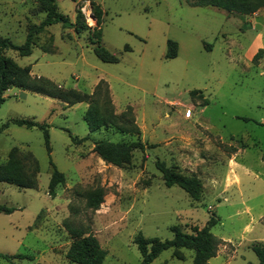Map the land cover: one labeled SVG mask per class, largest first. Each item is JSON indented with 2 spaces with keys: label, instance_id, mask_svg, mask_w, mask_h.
Masks as SVG:
<instances>
[{
  "label": "rangeland",
  "instance_id": "1",
  "mask_svg": "<svg viewBox=\"0 0 264 264\" xmlns=\"http://www.w3.org/2000/svg\"><path fill=\"white\" fill-rule=\"evenodd\" d=\"M86 1L56 0L72 26L45 27L29 55L12 49L4 54L66 89L91 94L104 79L113 111L129 108L140 133L124 134L111 125L90 132L85 118L107 114L104 98L68 105L9 88L0 104V124L10 118L45 122L51 151L37 127L10 123L0 133V165L13 147L24 176L32 170L24 155L37 162L32 188L0 182V205L14 208L0 212V253L25 255L0 257V264H77L65 257L72 240L64 221L95 235L106 250L102 264H140L133 242L139 233L169 239L173 225L194 233L212 215L218 219L210 231L228 242L219 247L225 256L207 264H256L249 243L264 241V221L258 217L264 212V7L246 15L184 0H88L91 11L100 10L97 26L90 27L81 11ZM44 16L35 0H0V36L20 45L27 26ZM168 40L176 43L172 57H167L173 50ZM93 41L118 61L100 60ZM195 90L201 96L192 95ZM72 136L87 139L74 143ZM96 139H139L145 147L117 167L93 152ZM234 159L249 173L237 170L239 182L224 187ZM50 160L64 175L53 195L48 194ZM156 160L196 175L199 198L165 186ZM98 187L105 194L93 210L87 196ZM172 252L161 251L149 264H193L191 249H180L184 259Z\"/></svg>",
  "mask_w": 264,
  "mask_h": 264
},
{
  "label": "trees",
  "instance_id": "2",
  "mask_svg": "<svg viewBox=\"0 0 264 264\" xmlns=\"http://www.w3.org/2000/svg\"><path fill=\"white\" fill-rule=\"evenodd\" d=\"M39 12L45 13L44 18L39 23H31L26 28L25 41L20 44H14L8 37L0 36V104L5 99V92L11 88L16 87L22 90L35 92L51 98L61 100L68 105H73L80 102L94 101L92 98H104L107 106L105 112L101 116L93 117L87 115L85 120L90 132L99 129L102 126L111 125L119 132L124 134L140 133V129L135 123L133 113L126 108L121 113L113 111L112 101L109 95V89L104 79H100L91 94L85 92L75 91L73 89H66L58 85L53 80L37 76L31 73L30 66L18 65L10 56L4 54L5 50L12 49L18 55H29L32 46L35 43V37L41 33L45 27L50 24L60 22L63 27L72 26L69 19L58 10L56 0H35ZM190 6H213L221 8L227 12H236L240 14H252L259 8L264 7V0H184ZM92 8V7H91ZM93 9V8H92ZM95 10V9H94ZM96 13H100L97 8ZM95 18L96 13L92 11ZM96 36V37H95ZM100 33L97 32L92 37L99 38ZM93 52L102 61L117 62L118 57L107 49H105L99 41H93ZM168 46L172 47V52H168L167 57H172L176 54V43L172 40L167 41ZM198 94L199 91H193L192 95ZM16 124L26 128L37 127L42 130L44 144L48 154L51 151L49 144L48 125L45 122H38L33 119L27 118H10L0 124V133L5 130L9 124ZM74 143H80L87 139V137L76 138L71 137ZM144 143L139 139L126 143L120 141H111L107 139L93 140L92 150L106 163H110L117 167L128 165L131 162L132 152L134 149L143 150ZM24 158L29 162L32 170L28 171V175L24 176L20 172L18 150L13 147L7 154V159L3 165H0V182L11 184L20 188H32L34 185V173L37 172V162L30 157L24 155ZM52 167L51 177L48 183V194L53 195L54 189L58 183L64 182V175L58 171L53 162L50 160ZM155 167L160 171L164 185L170 187L176 185L183 189L191 198L197 199L200 195L201 183L196 175H186L173 170L168 167L164 161L156 160ZM28 170V169H27ZM104 190L101 187L96 188L87 196V207L93 210L99 208L103 201ZM13 207L0 205V212L11 213ZM217 216L212 215L207 224L196 229L194 233L184 232L179 226L173 225L170 227L172 237L169 239L160 240L157 237H144L141 233L134 237L133 242L141 255L140 264H149L155 259L163 250L172 248L173 256L178 259H184V255L180 252L181 248L191 249L193 251L192 262L193 264H206V262L214 257L217 253L220 244L224 243L220 238L215 236L210 227L217 221ZM264 221V217H263ZM71 243L65 253V257L71 262L77 264H102L106 255V250L103 249L98 239L92 233H85L82 230L70 227L64 221ZM256 254L258 262L256 264H264V242L255 241L249 246ZM0 257L5 259L11 258H24L25 255H7L0 253Z\"/></svg>",
  "mask_w": 264,
  "mask_h": 264
},
{
  "label": "crops",
  "instance_id": "3",
  "mask_svg": "<svg viewBox=\"0 0 264 264\" xmlns=\"http://www.w3.org/2000/svg\"><path fill=\"white\" fill-rule=\"evenodd\" d=\"M88 1V0H87ZM237 151V150H236ZM231 162H230V164L228 165V169L225 171V175H224V177L226 178V180H225V178L223 179V182H224V187H228L232 182H235V183H238L239 182V177L237 176V174H236V171L237 170H241V171H243L244 173H249V169H248V166H246V165H244V164H240V163H238V162H236V159H234V160H230ZM255 177H257V174H255L254 175ZM245 210H249V207L248 206H246L245 207ZM259 219H260V221H261V219L264 217V212H262L261 214H259ZM261 223H262V221H261ZM263 224V223H262ZM264 225V224H263ZM221 240L225 243V242H228V241H226V240H223V238H221ZM255 241H262V242H264L263 240H252L250 243H249V245L251 244V243H253V242H255ZM224 243H222V244H224ZM221 245V244H220ZM220 245H219V247H220ZM219 247H218V250H217V253H216V255L214 256V257H217L218 256V254H222L223 256H225V252L222 250H219ZM211 259V258H210ZM209 259V260H210ZM209 260L206 262V264L209 262ZM257 262H258V259H257Z\"/></svg>",
  "mask_w": 264,
  "mask_h": 264
},
{
  "label": "built area",
  "instance_id": "4",
  "mask_svg": "<svg viewBox=\"0 0 264 264\" xmlns=\"http://www.w3.org/2000/svg\"><path fill=\"white\" fill-rule=\"evenodd\" d=\"M91 10H92L91 6L88 7V1H86L85 4L81 8V11L85 16V21L88 24V26H90V27L97 26L96 25V18H95L94 14Z\"/></svg>",
  "mask_w": 264,
  "mask_h": 264
}]
</instances>
